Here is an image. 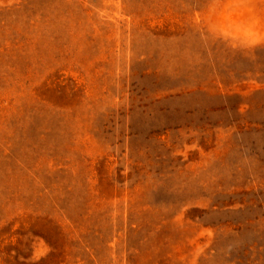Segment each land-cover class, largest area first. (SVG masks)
Returning a JSON list of instances; mask_svg holds the SVG:
<instances>
[{
	"label": "rangeland",
	"instance_id": "374dc122",
	"mask_svg": "<svg viewBox=\"0 0 264 264\" xmlns=\"http://www.w3.org/2000/svg\"><path fill=\"white\" fill-rule=\"evenodd\" d=\"M264 0H0V264H264Z\"/></svg>",
	"mask_w": 264,
	"mask_h": 264
},
{
	"label": "clouds",
	"instance_id": "9594fccd",
	"mask_svg": "<svg viewBox=\"0 0 264 264\" xmlns=\"http://www.w3.org/2000/svg\"><path fill=\"white\" fill-rule=\"evenodd\" d=\"M261 40H264V36L258 37L257 40L254 41V43H259Z\"/></svg>",
	"mask_w": 264,
	"mask_h": 264
}]
</instances>
